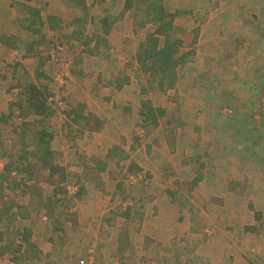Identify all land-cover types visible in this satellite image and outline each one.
I'll return each mask as SVG.
<instances>
[{"label":"rangeland","instance_id":"374dc122","mask_svg":"<svg viewBox=\"0 0 264 264\" xmlns=\"http://www.w3.org/2000/svg\"><path fill=\"white\" fill-rule=\"evenodd\" d=\"M44 1L46 4L37 1L35 8L38 9L41 5L45 17H58L59 20L54 19L53 23L59 28L46 27L40 34L26 30L28 22L25 23L24 18L29 15L32 6L26 8V13L21 10L22 5L16 4L15 14H2L3 17L8 14L13 18L20 12L14 23L4 22L9 29L2 35L4 42L15 41L16 44L8 50L17 48L16 63L5 64L6 50L0 61V70L8 68L6 72L10 73L9 80L3 87L19 89L18 94L12 91L14 94L8 95L11 98L8 100L15 102L18 99L19 102L23 99L24 106L16 108L17 112L4 123L0 122V175L8 176L7 179L0 177V221L10 213L17 220L24 213L33 216L23 220L21 225L19 219L13 236L7 233L10 229L5 225L6 222H0L2 237L4 235L8 241L12 238L15 243H22L17 236V232L24 230L21 226H33L37 223V215L44 212L45 199L43 202L34 200L36 195L31 191L38 183L32 181L37 179L46 197L49 191L51 195H55V189L60 188L49 183V171L43 167L42 162H39L37 170L28 166V162L36 158L29 156V153L25 154V151L33 149L36 153L38 144L33 141L39 139L45 131L53 133L50 144L54 150L52 162L66 167L69 170V181L80 184V193H74L71 189L67 195L74 197L76 203L88 196L96 198L98 203L107 202L109 198L115 202L112 214H108L102 203L98 206L104 212L105 222L109 219L110 228L118 227L115 213H125L131 208L144 210L145 201L150 197L163 200L166 210L171 203L174 204L173 209L177 211V215L193 212L194 208L200 212L201 217L207 215L205 226L212 230V236L211 232L203 230L195 248L191 251L184 249L181 262L209 264L206 259H210L208 255L212 254L209 252L217 232L212 222V212H216L212 204L220 214L226 208L232 211L234 204H240L242 198L246 203V197H257L256 191L262 186L258 178L264 177V172L260 170L258 161L264 165V121L260 119V116L264 118V85H261L264 83V74L262 80L253 75V72L245 77L247 80L245 82L244 79V83L247 86L263 89L259 92L239 90L230 105H226L219 96L220 100L212 99V87L214 84L217 88L221 84L237 85L231 75L225 76L230 69H264V52H259L262 58L255 64L253 47L247 50L246 47L251 45L244 43L249 39L250 33L243 28L242 35L230 28L229 34L233 37L229 41L223 34L212 37V0H159L168 13L165 19L172 20L173 27L168 34L171 38L182 40L177 55L182 56V60L175 67L177 77L174 86L165 80V89L162 90L159 87L160 76L143 70L142 64L137 60L141 51L139 48L151 46L147 41L151 34L158 37V47L164 45L165 34L155 32L158 25L151 22L141 25V21L147 17L145 9L150 0H132L130 7H127V0ZM104 18L111 22L110 32L105 36L102 25ZM69 21L70 26H67ZM11 25L14 27L10 28ZM96 35L106 37L107 42L98 45L97 54H91L82 41L91 38L90 44L95 45ZM39 56L43 57L42 65ZM58 62L63 68V80L56 70ZM14 73L17 74L15 77ZM39 73L45 76H40ZM70 83L76 91H70ZM121 83L122 86L119 87L118 84ZM241 83L242 89H245V84ZM193 85H202L206 90L200 93L194 90ZM31 87L36 88L34 90ZM110 87L118 90V96H124L120 98L112 95L102 99L103 93L110 91ZM41 90L47 95L44 101L47 108L45 112H41V109L37 113L33 110L35 99L33 101L31 98L38 99ZM204 94H207L206 98ZM51 95L53 98L50 100ZM133 100L136 103L135 113H129L127 118L111 115L112 112L117 113L121 103ZM112 101L115 102L113 106ZM212 103L222 105L214 108ZM145 105L164 109L162 115L157 111L156 124L147 118L149 111ZM110 106L114 111H110ZM213 110L222 113L218 119L212 116ZM213 118L215 124H212ZM251 120L253 123L247 128V123ZM30 141L33 142L31 145H25L24 142ZM162 145L170 150L162 152L160 149L159 153L162 154L158 161L151 156V151L153 147ZM112 149L121 150L124 158L114 157L111 160L109 153ZM133 159H138L145 168L135 169ZM148 159L156 167H152ZM102 165H106L104 169L100 168ZM148 166L152 171L147 169ZM28 170L34 175L33 178H30ZM54 178L57 179L58 175ZM195 178L204 180L200 184V180L195 181ZM25 181H30L34 187L22 189L21 184ZM227 189L230 190L231 197L228 196ZM61 190L60 188L59 191ZM212 196L218 197L219 204L212 203ZM192 200L200 202V206L192 204ZM74 204L70 201L56 204L54 215L65 216L67 210L63 209L64 206L71 209ZM60 206L62 211L58 210ZM243 210L244 203L239 214H243ZM119 221H124L123 216ZM197 221L195 223L198 225ZM220 222L219 229H224ZM231 223L228 227H233L236 221ZM142 224L143 221L132 228L140 237L136 239L139 246L143 247L145 238L144 235H139L144 231ZM202 225L204 221L199 222V227ZM118 229L115 228L113 232ZM10 231L14 232V229ZM99 233L101 234L100 230ZM97 248L95 244L91 245L88 254H83L79 259V264H87L91 256L93 264H97ZM127 251L123 252L128 256L130 252ZM252 252L258 256L250 264H262L264 252L255 250V247ZM124 253L123 256L127 257ZM143 253L141 251L140 257L144 256L139 260V254L134 251L136 259L130 257V254L129 258L135 259V264H145L149 254L147 251ZM0 256L3 259L10 258L11 255ZM17 262L19 264L18 260ZM154 264L164 263L156 258ZM230 264H238V261Z\"/></svg>","mask_w":264,"mask_h":264},{"label":"crops","instance_id":"0c3cea01","mask_svg":"<svg viewBox=\"0 0 264 264\" xmlns=\"http://www.w3.org/2000/svg\"><path fill=\"white\" fill-rule=\"evenodd\" d=\"M37 1L40 3L43 2L42 4H46V1L44 0H0V61H2L1 59L4 56L5 51L9 48L8 43H15L14 40H5V42L2 41L3 32L9 29L4 22L12 21L14 23V19L16 20L18 18L16 15L20 13L19 12L14 15L13 18H10L8 14L3 17V12H12L15 14V5L20 4L22 5L21 10L28 13L26 8H30L31 6L35 8L34 4ZM38 10H40L43 20L47 21L48 16L45 17L44 10L41 8V5ZM211 22L212 37H218L223 34L227 41L233 37L229 34L230 28L235 30V33L238 32L240 35L244 34L243 29H245V31L247 30L250 33V37L249 39H246L244 43L246 45L247 42L251 46L246 47V49L250 50V48L253 47L254 50H252V54L255 56V64L260 61L262 57L259 55V52H264V0H212ZM14 25L17 26L16 24ZM12 27L14 26L11 25L10 28ZM39 57L40 64L42 65L43 57ZM258 68L255 70L250 69V71L249 69L248 71H246L247 69H242V71L237 68L230 69L228 75L225 74V76L231 75L237 85L226 86L225 84H221V86H219L220 88H217L214 84L212 87V99H219L220 97L226 105H230L233 99H235L234 96H237L240 92L239 90L249 89L248 91L252 92H259L262 90L263 87H251V85L247 86L244 83V79L245 82L247 80L245 77L250 75L252 72L253 75L262 80L261 78L264 74V69L263 67L261 69ZM3 69L5 71L0 70L1 123H4L10 116L14 115V113L17 112L16 108L20 109L21 106H24L23 99H20L19 102H17L18 99L15 102L9 101L11 98L8 95L14 94L12 91H15L16 94H18L19 89L14 88L10 90L3 87L9 80L8 75H10L9 72H6L8 68ZM15 75L17 74L14 73L13 76L15 77ZM241 82L245 84V89H242L243 84ZM70 84V91H76L73 84ZM261 85H264V83ZM193 86H195L194 90L199 91L200 93L206 90L205 87H201L202 85ZM45 88L47 87H44V89ZM41 92H43V90H41ZM219 92H223V94ZM118 94L119 92L116 88L110 87V91H105L103 93L102 99H105L104 97L106 96L111 97L112 95L120 98L124 96H118ZM204 95L206 98L207 94ZM251 95L253 96L256 94ZM114 103L115 102L112 101V106ZM135 105L136 103L134 100L125 101L124 103H121L120 107L118 106V111H116L117 113L112 112L111 115L127 118L129 113H135ZM221 105L222 104L212 103V107L214 108H218ZM112 106H110L112 108L110 111H114ZM108 110L109 108L107 111ZM219 112L220 111L213 110L212 116L218 119L222 114H219ZM260 119L264 121L262 116H260ZM214 122L215 118H213L212 124H215ZM252 123V120L248 122L247 128L250 127ZM160 149L163 152L169 148L164 145L152 148L153 151H151V156L158 161L161 160L162 152L159 153ZM134 160L135 159H133V161ZM148 161L152 167H156L149 159ZM31 162L33 163L31 166L35 167L33 169L37 170V164H39V161L37 159L32 161L31 159ZM134 164H137L140 168H145V165L142 166V163L138 159L134 161ZM258 166L260 167V170L264 172L263 162L258 161ZM147 169L151 170L149 166ZM68 171L69 170L66 168V172ZM36 180L32 181L38 183V186L34 188L35 195L38 197L34 196V200L38 199L43 202L45 199V202H43L45 205L44 212L39 213L38 215L36 214L38 219L37 223H34L33 226H30V224L28 226H21L24 227V230L22 232H17V236L21 239L22 243L19 241H16L15 243L12 238L8 241L9 239L7 240L4 235L0 240V251H2L0 252V255L9 254L14 258L16 256L19 264H76V262L79 264V259L83 256V254H85L84 256L88 254V249L93 244H95L96 247L98 246L96 250L97 264H135L136 256L133 255V251L139 254L138 260L144 256L142 255L140 257L141 251L144 252L143 254H145V251L148 252V261L145 264H154V260L156 261V258H158L159 261L161 260L164 264H183L181 260L183 258L182 252L184 249L191 251L192 248H195L196 243H198V239L202 237V231L208 230L205 226L208 220L206 217L207 215L201 217L200 212L195 208L192 209L193 212L187 214L181 213L177 215V211L173 209L175 208L174 204L172 205L171 203L169 209L166 210V205L163 203V200H158L153 197H150L145 201L144 210L146 214L143 209L141 210L139 208H131L125 213H115L114 215L117 216L116 219L119 229L118 227L110 228L108 225V223H110L109 219H106L105 222L103 217L104 212L103 210L101 212V208H98V206L102 203L105 205L108 214H112L114 212V206L112 205L115 203L112 199L109 198L107 202L99 201L98 203L96 202V198L88 196L80 199L78 203H76V201H74V197L68 196L66 192L55 196L51 195L50 191L48 197H46L45 193L42 191L41 184ZM203 180L204 178L200 180L199 183L202 184ZM68 181L69 178L62 181L59 183V187H67ZM258 182H260L262 186H260L256 191L257 197L245 198L249 203H245L244 198H242L240 204H234V210L228 211V208H226V210L222 211L223 213L221 214L212 204L214 211H216L212 212V222H214L216 227L215 230L217 232L212 243L213 247L209 252V254L211 252L212 254L208 255L210 259H206L209 264H230L233 261H238V264H250L251 262H255L254 258H257L258 256L254 254L255 251L252 252L253 247H255V250L258 249L260 252H264V177L260 176L258 178ZM27 183L32 184L30 181H25L21 184L22 189L27 187ZM227 193L228 196L231 197L229 189H227ZM214 198L215 196H212V203L219 204L218 197H216L215 200ZM56 199H59V203H67L68 201H70V203H75L74 207L67 209L66 206H64L63 209L67 210L65 216L54 215L53 211L55 210L56 204H54L53 201ZM199 203L200 202L197 200H192V204L200 206ZM243 203L244 213L239 214L241 213V206L243 209ZM226 204L222 205L226 207ZM180 206L185 208L182 204ZM249 206L250 209H248ZM24 208L28 209L26 206H24ZM63 209L61 206L58 208L59 211H62ZM4 214L5 212H3V216ZM121 216H123L124 221H119ZM31 217L33 216L29 213L20 215L18 217V220L20 219L21 221L20 225L23 224V220L25 221L27 219H31ZM3 218L4 219L0 222H6L5 225L8 226L10 230L14 229V232L7 230V233L13 236L14 233H16L15 231L18 227L19 221L12 215V213L6 214ZM113 220H115V218ZM195 220H198V225L195 223ZM141 221H143L142 227H144V231L139 233V235H144L145 240L143 247L139 246L136 239H139L140 237L132 228ZM200 221H204V225L199 227ZM231 221H236V224H234L233 227H228V225L232 224ZM219 222L224 229H219ZM115 223L114 225H116ZM115 228L118 230L113 232ZM99 230L101 234L99 233ZM117 232L119 233L117 234ZM208 232H211L210 236H212V230H208ZM22 233L25 235V238H23ZM127 247L129 248V251H127ZM123 251L130 253H128L127 256ZM122 253H124L127 257H124ZM129 254L130 257L133 256L135 259L129 258Z\"/></svg>","mask_w":264,"mask_h":264},{"label":"trees","instance_id":"16d2710c","mask_svg":"<svg viewBox=\"0 0 264 264\" xmlns=\"http://www.w3.org/2000/svg\"><path fill=\"white\" fill-rule=\"evenodd\" d=\"M127 7H130L132 4V0H127ZM147 17L146 19L141 21V25H145L147 22H151L154 25H158V28L155 29V32L157 34H165V39H164V45L162 47H158L159 41H158V37L155 36L154 34H151L147 41H148V46L147 48L142 47L139 48L141 51L138 53L137 55V60L140 64H142L143 66V70L145 71H151V74H153L154 76H160V80H159V87L160 89L164 90V83L165 80L170 81V85L174 86V82L175 79L177 77V70H175V67L178 63L181 62L182 60V56L178 57V51H179V45L182 43L181 39L178 38H171L170 34H168V31L171 30V28L173 27L172 25V20H167L165 19V17L168 15L167 10L165 5L160 2L159 0H150V4L148 5V7L145 9ZM54 19L59 20L58 17L53 16V15H49L47 17V21H44L40 10H38L37 8H31L29 11V15L27 17L24 18V22H28V25L25 27L26 30H30V32L33 33H41L43 28H52V29H56L59 28L57 27V25H55L53 23ZM50 20V21H48ZM52 21V22H51ZM49 22V23H48ZM48 23V24H47ZM102 25H103V36L109 34L110 32V27H111V22L108 19H103L102 20ZM59 26V25H58ZM67 26H70V21L67 23ZM63 29V28H60ZM76 33V32H75ZM106 38V37H105ZM104 37L100 36V35H96L95 37V45H91L90 43L92 42V39H88L86 38L84 41H82V43L88 47L87 51H89L91 54H97L98 53V45L99 44H105L107 42V39H105ZM43 40V38L41 39ZM41 41H37V43H40ZM15 43L13 42H9L8 46H14ZM91 45V46H90ZM30 52V51H29ZM149 61V63H148ZM40 76H45L42 73H39ZM127 80V78H126ZM125 80V81H126ZM119 87L122 86L121 84H118ZM32 89L35 90L36 87H31ZM40 95L38 96V99L36 98H31L35 99L34 102V111L39 113V111L42 109L41 112H45V109L47 107H45V102L46 101V97L47 95H45L44 91L43 92H39ZM42 100H41V99ZM148 109V116L147 118H150L152 122H154L155 124L157 123V116H158V112L160 113V115H162L164 109H156L153 108V106L151 105H145ZM94 116V115H93ZM88 123V122H87ZM53 137V133H45V131H43L41 133V137L39 139H35L33 142H35V144H38L37 147V151L36 153H34L35 151H33V149H30L29 151H25V154L29 153V156L35 157L37 160H39V162H42L43 167L48 169L49 171V177L48 180L54 185L55 188H57L59 186L58 183H61L62 181H65L66 179H68V172H66V167H62L58 164H54L52 162V157L54 154V150H52L50 144H51V139ZM38 141V142H36ZM33 142L30 141V143H25V145H31ZM28 148V147H27ZM121 151V150H120ZM120 151L118 149H112L109 153V157L111 158V160L114 157H118V158H124ZM125 156V155H124ZM33 165V163L31 161L28 162V166ZM38 165V164H37ZM36 166V165H35ZM106 165H102L100 168L104 169ZM135 169L139 170L140 167L137 166V164H134ZM29 173L31 174V171L28 170ZM55 175H58V178L55 179ZM30 178H33L34 175L31 174L29 175ZM1 179H7L8 176L7 175H0ZM30 178H26L27 180H29ZM200 178H195V181H199ZM72 185H76L79 186V182L75 181V182H71L68 181V186L66 187H62L60 186V188L62 189L61 191L60 188L55 189V196H58L61 193H69V188ZM27 189L30 187H34V185L27 183ZM32 193L35 194L34 189L31 191ZM80 193V187L78 189V191L76 193ZM60 201L59 199H56L55 201H53L54 204H58ZM23 238H25V235L22 233ZM2 236L0 233V240H1ZM2 252V251H0ZM13 259L17 262V258L15 256V258L13 257ZM18 264V262H17Z\"/></svg>","mask_w":264,"mask_h":264},{"label":"built area","instance_id":"2783aa9c","mask_svg":"<svg viewBox=\"0 0 264 264\" xmlns=\"http://www.w3.org/2000/svg\"><path fill=\"white\" fill-rule=\"evenodd\" d=\"M15 49H10V50H8L7 52H6V55H5V64L6 65H11V64H14L15 62H16V57H17V54L15 53ZM14 53L16 54V55H14ZM59 62L57 63V65H56V67H57V73H58V75H59V77L63 80V78H64V74H63V68H62V66L60 65L59 66ZM53 98V96L51 95V96H49V99L51 100ZM70 190L69 191H72V192H77L78 191V189H79V186H76V185H72V186H70V188H69ZM72 189V190H71ZM1 257V256H0ZM87 262V261H86ZM0 264H17V262L13 259V257L12 256H10V258H3V259H1L0 258ZM87 264H93V259H92V256L89 258V261H88V263ZM262 264H264V262L262 263Z\"/></svg>","mask_w":264,"mask_h":264},{"label":"clouds","instance_id":"9594fccd","mask_svg":"<svg viewBox=\"0 0 264 264\" xmlns=\"http://www.w3.org/2000/svg\"><path fill=\"white\" fill-rule=\"evenodd\" d=\"M10 49H15V50H16L17 48H10ZM10 49H9V50H10ZM7 51H8V49H7ZM7 51H6V52H7ZM15 63H16V62H15Z\"/></svg>","mask_w":264,"mask_h":264}]
</instances>
